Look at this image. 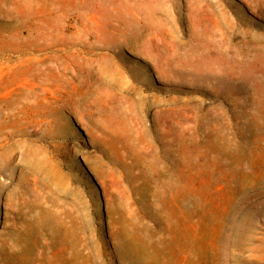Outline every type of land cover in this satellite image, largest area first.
Listing matches in <instances>:
<instances>
[{
    "label": "rangeland",
    "instance_id": "rangeland-1",
    "mask_svg": "<svg viewBox=\"0 0 264 264\" xmlns=\"http://www.w3.org/2000/svg\"><path fill=\"white\" fill-rule=\"evenodd\" d=\"M0 264H264V0H0Z\"/></svg>",
    "mask_w": 264,
    "mask_h": 264
}]
</instances>
